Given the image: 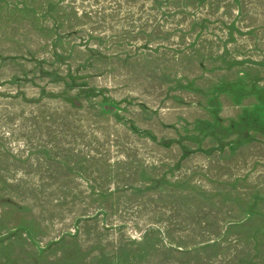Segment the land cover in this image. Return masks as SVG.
Masks as SVG:
<instances>
[{"label":"rangeland","instance_id":"374dc122","mask_svg":"<svg viewBox=\"0 0 264 264\" xmlns=\"http://www.w3.org/2000/svg\"><path fill=\"white\" fill-rule=\"evenodd\" d=\"M0 264H264V0H0Z\"/></svg>","mask_w":264,"mask_h":264}]
</instances>
